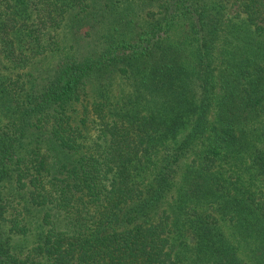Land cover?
<instances>
[{
  "label": "trees",
  "instance_id": "16d2710c",
  "mask_svg": "<svg viewBox=\"0 0 264 264\" xmlns=\"http://www.w3.org/2000/svg\"><path fill=\"white\" fill-rule=\"evenodd\" d=\"M0 264H264V0H0Z\"/></svg>",
  "mask_w": 264,
  "mask_h": 264
},
{
  "label": "rangeland",
  "instance_id": "374dc122",
  "mask_svg": "<svg viewBox=\"0 0 264 264\" xmlns=\"http://www.w3.org/2000/svg\"><path fill=\"white\" fill-rule=\"evenodd\" d=\"M234 12H235V7H232V8L229 9V11H228V16H232ZM218 49H219V47H218ZM218 49H217V50H218Z\"/></svg>",
  "mask_w": 264,
  "mask_h": 264
}]
</instances>
